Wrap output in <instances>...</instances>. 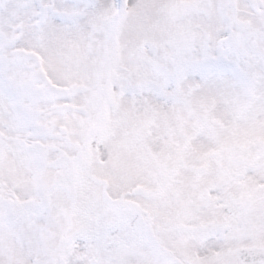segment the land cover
I'll return each mask as SVG.
<instances>
[{
	"label": "snow or ice",
	"instance_id": "6c2138e0",
	"mask_svg": "<svg viewBox=\"0 0 264 264\" xmlns=\"http://www.w3.org/2000/svg\"><path fill=\"white\" fill-rule=\"evenodd\" d=\"M0 264H264V0H0Z\"/></svg>",
	"mask_w": 264,
	"mask_h": 264
}]
</instances>
